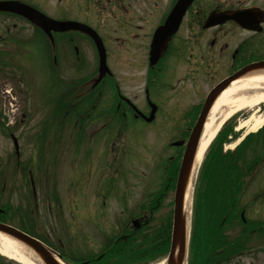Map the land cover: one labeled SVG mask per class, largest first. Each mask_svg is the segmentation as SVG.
Instances as JSON below:
<instances>
[{
    "label": "rangeland",
    "instance_id": "obj_1",
    "mask_svg": "<svg viewBox=\"0 0 264 264\" xmlns=\"http://www.w3.org/2000/svg\"><path fill=\"white\" fill-rule=\"evenodd\" d=\"M36 1L37 6L55 18L84 20L99 30L111 48L109 63L118 83L122 80L124 71L130 75L136 72L135 67L139 70L144 68L151 32L158 18L166 15L175 2V0H123L122 4L121 2L114 4L113 0H84L79 3L72 1L69 4H60L58 0ZM205 1L211 5L218 4L217 0ZM219 1L224 5L232 2ZM251 1L247 0V4L261 5L263 2ZM139 17L141 21H138ZM6 19L7 17L0 16L1 22ZM123 21L128 24V29L119 28ZM135 23L142 26L136 27ZM230 27L232 26L226 29L231 33L226 35L231 36L229 40L231 46L242 39L252 37L246 31L240 32ZM195 28L198 34L203 30L201 25H196ZM192 32H194L192 29L187 31L189 37L185 34V39L193 43ZM214 32V28L206 29L201 35V44L206 49L215 36ZM255 36L258 43L264 41V33ZM124 37L132 39L135 43L124 45ZM78 39L81 41L84 38ZM84 42H80L83 48L78 43L81 57L93 67L98 57L96 49L89 41ZM216 44L213 49H216ZM68 47L70 51L71 45ZM26 56V53L16 51L9 54L7 57L18 68L13 65L7 71L9 79L0 76V207H7L12 212L25 213V216L31 218L29 225L24 224V217L11 219L18 226L22 224L36 230L42 226L49 229L54 225L56 239L51 241L52 246L63 249L61 251L68 256V261L80 264L89 256L97 258L108 236L117 240L124 236L120 230L121 226L117 225L118 222L127 223L128 230V226L131 225L129 217L137 215L138 212L130 213L131 207L148 203V197L159 189L166 175L164 169L166 149L162 148V145H166L177 130L171 126L182 125L183 118L178 117L179 113L188 110L198 99L205 98L210 89L229 73V63L226 68L225 56L214 55L218 61L217 65L210 66L206 63V67L197 66L199 59H196V52L193 49L186 53L185 62L182 56H175L160 76L159 82L170 90L167 95L169 97L164 99L168 104L165 106L166 112L159 116V120L148 125L140 120L131 119L129 125L124 124V128L118 126L114 131L111 129L106 131L103 130L107 127L106 119H95L93 116L96 112L91 116L90 124L88 118L83 120L86 127L84 129L80 123L75 125L77 120L71 119L73 115L70 114L66 115L62 124L57 113L60 107L57 108L59 100L75 86L72 81H81L89 74L90 67L87 72L73 74L72 62L60 61L57 57L58 65L63 69L59 73V69L55 67L54 50L48 40L42 44L40 51L36 46L33 54ZM187 68L188 73L185 72ZM170 83L176 90L171 91ZM183 89L186 91L183 92ZM41 99L42 102H39ZM106 102L107 99L103 98L95 111H99ZM80 105L81 102L78 103V107ZM69 108L71 110L73 107L70 105ZM255 111L257 116L263 114L264 102L253 110L244 108L226 120L228 122L233 119L226 128L233 125L232 132L234 130L239 132L237 138L228 140L229 142L223 146V153L229 154L246 136L241 145L245 143L251 145L250 142L254 140L251 138L254 135H250L253 120L241 127V130H238V127ZM12 134L18 138V153ZM263 135L264 128L257 132L259 138H256L260 139L259 142ZM183 136L180 133L177 138L171 137L170 141H176ZM263 145L261 143V147L258 148L260 154ZM172 151L168 150L167 154ZM253 154H255L253 149L246 153L244 159L247 164L253 161ZM203 169L204 162L196 171L194 191ZM30 171L36 183V196L31 194ZM173 195L174 191L168 188L161 196V211L165 212L164 215L171 212ZM101 196L104 197L101 199ZM253 200L254 203L247 209V216L251 219L264 220V170L240 198L242 205H249ZM126 206H129V210L124 209ZM96 209H100V222L98 218L97 222L91 220L93 214L87 213ZM194 210L191 226L193 231L200 234L206 217L203 214L207 213L199 206L197 195ZM94 215L97 217L98 214ZM158 217L152 215L148 226L141 229L143 236L150 239L152 235L160 232L163 216L159 217L160 222ZM207 226L210 227L209 223ZM240 228L229 226L226 232L234 236ZM59 237L63 240L62 244L59 243ZM250 243L249 250L236 256L230 264H264L263 238L253 235ZM0 256L4 263L13 261L14 264H20L16 260L1 254Z\"/></svg>",
    "mask_w": 264,
    "mask_h": 264
},
{
    "label": "flooded vegetation",
    "instance_id": "obj_2",
    "mask_svg": "<svg viewBox=\"0 0 264 264\" xmlns=\"http://www.w3.org/2000/svg\"><path fill=\"white\" fill-rule=\"evenodd\" d=\"M23 2H26L31 5L37 6L36 0H21ZM72 1L78 2L79 0H58V3L60 4H69L72 3ZM117 1H123V0H117ZM227 1V0H223ZM229 1V0H228ZM261 5L258 4H247V0H232L226 3V5L221 4V1L217 0V5H211L210 2H206L205 0H194L192 6L189 7L187 10L185 16L182 19L180 28L178 32L173 36L171 42H169L167 49L165 50L163 56L160 58V60L153 66L149 64V62H146V65H144L143 69L136 68V72L132 73L130 75H127L126 71H124V74L122 76V80L118 84L115 80L114 73L111 72L110 74H107L103 80L100 82L102 88L98 89L99 91H104V94L102 92L96 94L95 91L91 94H85L86 88L90 86L89 79H92L95 75L98 74V66L90 67L86 62L82 60L78 40L75 38L76 34H79L78 32H65V33H59L56 32L58 36L55 34V41L57 42V45L59 44V53L61 55L62 61L67 62L70 60V58H73L72 61V72H85L89 70V75L91 77H88L85 81H80L78 84H76L77 88H74V90L78 91L79 93L72 95L71 99L73 98H80L82 102L90 101V98H94V96L97 95V97L105 98L107 99L106 105H104V109L100 110V113L97 117L101 118H107V128L111 129L114 128L111 125L112 120L121 119L122 124H127V119H140L142 118L140 115H138L139 111H141L146 116L150 115L152 107L150 105V101H155L158 109L156 111V118L158 117V114H160L161 109L162 111H165V106L168 104L164 100V97L167 93V89L162 85L160 82V76L162 73L165 72V70L168 67L169 61L174 58L175 56H182V60L185 62V55L190 51L191 49L196 51V59H199V62L196 63L197 66L204 65L206 67V63L210 66L217 65L218 61L216 58H214V55L218 56H225L226 58V65L229 63V67L233 70H237L244 65H246L249 62L261 60L264 59V41L262 43H258L255 38L258 35V33H264V20L262 23L263 29L261 32H253L248 31L242 27H240L238 24H236L233 21L226 22L225 24L218 25L215 28V36L210 41L209 48H205V46H202V33L205 32L206 29H204L203 25L204 22L212 11H236V10H254L257 8H260L264 11V0ZM45 2V1H44ZM252 3L255 2V0L251 1ZM232 3V4H231ZM254 12V11H253ZM5 16L7 19L4 22H1L0 20V76H4V79H9L7 76V71L10 70V68L15 64H10L11 60L7 57L9 54H13L15 51L16 53H24L27 51H30L31 49H35L37 46L38 48H42V44L45 43L46 33L41 30L40 28L32 25L28 19L25 17H22L20 15H16L13 13L8 12H0V16ZM264 17V14H263ZM264 19V18H263ZM141 17L138 18V21H141ZM159 22V21H158ZM158 22L156 24H158ZM162 24V23H161ZM228 24L234 25L235 29L237 31H246L251 34V38L247 40H241L237 42L234 46L230 45L229 40H231V36H228L226 34H229V30L226 28L229 26ZM160 25V23H159ZM202 26V31L198 34L195 26ZM134 26H142L141 24H134ZM157 26V25H156ZM119 28H126L128 29V24L122 23L119 24ZM191 29L194 31L192 32V39L193 43L191 41H186V32L191 31ZM154 31V30H153ZM151 32V35L153 33ZM223 31V34L220 35V33ZM69 35V36H68ZM187 35V34H186ZM226 35V36H222ZM134 36H136L134 34ZM131 36V37H134ZM188 36V35H187ZM189 37V36H188ZM136 38V37H135ZM63 41L73 45L74 54L72 57V54H70L68 45L63 46ZM135 42L132 41V39H129L128 37H124V45H131ZM217 43V44H216ZM217 45L216 49H213L212 47ZM148 45V49H149ZM201 48V50H200ZM109 49V47H108ZM262 50V51H261ZM70 54V55H69ZM70 62V61H69ZM142 62V60H141ZM12 63V62H11ZM16 68H18L17 65H15ZM184 72V71H183ZM188 73V68L185 71ZM185 80V75H184ZM108 81H113L111 87L107 84ZM158 80L160 82H158ZM93 85V83H92ZM92 85L90 86L91 88ZM89 87V88H90ZM138 88V89H137ZM95 89V88H93ZM186 90L183 89V92ZM179 97V96H178ZM111 98H113L111 100ZM143 98V102H142ZM157 100H155V99ZM176 102V100H175ZM201 103V100H200ZM96 105L92 106V109L89 111H86L85 114L87 116H90V114L94 113V108ZM197 112V106L194 107L191 115H193ZM190 112V109L186 111H182L179 113L181 114H187ZM190 115V116H191ZM143 119V118H142ZM155 121V120H153ZM152 121V122H153ZM121 127H125L123 125H120ZM190 129V126H187L186 129L183 130V132L186 133ZM174 156H172L173 158ZM141 207L139 210H137V215L133 217H129V220H131V225L134 226V220L139 219V222L141 226L145 224L151 217L154 212L155 206L151 207ZM104 209V208H103ZM125 210H129L128 207L124 208ZM137 209V208H136ZM12 212V210H7V208H1L0 207V220L5 219L4 216L8 214V212ZM98 211V212H97ZM136 212L132 209L129 210V212ZM9 212V213H10ZM124 213V211L122 210ZM130 212V213H131ZM92 214H100V209H96L91 212ZM43 230V227H41ZM45 230V229H44ZM48 234L45 231V235ZM125 235V234H124ZM142 234L137 233L134 234L135 240V246L130 247V244H124L127 243L129 240L133 239L132 235L130 237H123L118 242L114 241V239H105L103 244V249L98 254L97 258H93L89 256L86 258V261H82L80 264H108L107 260L109 259L112 254L116 256L115 253L110 254L112 250L116 248V246L121 245L120 243L124 244L121 247V250H127L126 254H129V258L125 259L123 263L116 262L113 264H148L157 257L155 256H149L144 257L146 255V248L142 247L144 244H142ZM106 240H108V243H106ZM133 241V240H132ZM153 244H155V247L160 244L162 246V250L166 246V241L164 237L153 238L152 239ZM146 245V244H145ZM113 247V248H112ZM135 251L137 253V256L134 257V254L132 253ZM138 253H141L140 256H138ZM127 260V261H126Z\"/></svg>",
    "mask_w": 264,
    "mask_h": 264
},
{
    "label": "water",
    "instance_id": "obj_3",
    "mask_svg": "<svg viewBox=\"0 0 264 264\" xmlns=\"http://www.w3.org/2000/svg\"><path fill=\"white\" fill-rule=\"evenodd\" d=\"M192 1L193 0H178L174 9L167 18L165 24L157 29L151 47V63H155L162 55V52L166 48V45L171 39L172 35L178 29V26L181 22V18L187 10L188 6L192 3ZM2 10L16 12L26 16L31 21L40 26L42 29H44L50 36H52V31L68 30H78L88 34L95 41L99 51L101 71L100 77L103 76L105 70H108V67L106 65V51L102 38L96 32V30H94L89 25L73 20L61 21L53 19L43 14L36 8L19 1H0V11ZM230 19L239 21L242 26H245L247 28L260 30V27H256L253 24L245 23L243 20H241V16L239 14L237 15L235 12H212L207 18L205 27L221 24ZM256 22L259 21L256 20ZM260 73H264V61L251 63L238 70L233 75L227 77L218 85H216L207 97L206 103L189 138L186 152L184 154V158L180 168L175 196V216L172 235V247L168 264H186L187 217L185 214L184 203L185 194L187 190V185L190 180L193 161L196 154L199 138L206 122V119L208 117V114L218 96L233 81L240 77ZM0 231L17 239L28 250H32L33 252H35L44 264H61L58 259L54 257L50 249H48L42 242L28 235L27 233L2 222H0Z\"/></svg>",
    "mask_w": 264,
    "mask_h": 264
},
{
    "label": "trees",
    "instance_id": "obj_4",
    "mask_svg": "<svg viewBox=\"0 0 264 264\" xmlns=\"http://www.w3.org/2000/svg\"><path fill=\"white\" fill-rule=\"evenodd\" d=\"M226 126L211 145L212 149L204 162L196 190L199 206L207 214H203L206 217L200 234L193 231L190 252L192 264H225L232 256L248 248L252 230L260 228L262 223L261 220L244 221L239 214L244 208L240 210L239 195L246 184V168L241 165V161L245 160L247 143L240 144L238 154H233L234 151L223 153V142L233 130L232 126ZM177 167L178 165L175 167L174 177ZM236 225L241 226L236 236L226 233L229 226Z\"/></svg>",
    "mask_w": 264,
    "mask_h": 264
},
{
    "label": "bare ground",
    "instance_id": "obj_5",
    "mask_svg": "<svg viewBox=\"0 0 264 264\" xmlns=\"http://www.w3.org/2000/svg\"><path fill=\"white\" fill-rule=\"evenodd\" d=\"M264 102V73L247 75L233 81L214 102L200 139L194 168L188 183L185 195V214L188 216V225L193 199V186L196 171L201 165L206 151L223 123L238 111L244 108L254 109ZM253 112L240 127L252 122V131L258 130L264 124V113L256 115ZM239 127V128H240ZM0 253L23 264H43L38 256L28 250L21 242L0 231ZM60 260V258L57 256ZM61 261V260H60ZM63 262V261H61ZM63 264H65L63 262ZM162 264V263H161Z\"/></svg>",
    "mask_w": 264,
    "mask_h": 264
}]
</instances>
